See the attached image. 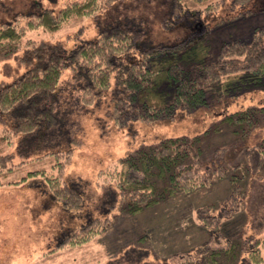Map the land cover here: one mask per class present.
<instances>
[{
    "label": "trees",
    "instance_id": "trees-1",
    "mask_svg": "<svg viewBox=\"0 0 264 264\" xmlns=\"http://www.w3.org/2000/svg\"><path fill=\"white\" fill-rule=\"evenodd\" d=\"M32 1L34 10L17 13L9 22H0V54L16 53L23 47L22 53L14 56L17 63L14 70L5 64L9 80L0 81V125L3 127L0 141L11 142L16 138L15 149L20 158L41 153L54 157L55 175L43 174L44 182L50 191L48 196L69 214H77L84 201L80 185L74 181L62 182L60 177L72 153L71 148H61L68 136L63 128L69 122L70 113L79 114L94 107L102 93L110 90L112 105L106 115L114 127L120 128L135 120L154 122L173 118L178 111L189 113L225 97H237L243 90H264L262 29L256 28L248 41L222 44L216 59L208 60L209 46L198 31L190 38L194 34L198 36L177 45L144 46L127 18L107 12L101 15L105 22L97 26L95 38L80 39L66 48L62 42H36L25 36L38 29L56 33L73 18H94L101 2L75 0L55 13L40 1ZM174 1L176 8L181 6L180 0ZM263 111L264 107L258 106L236 109L222 116L213 129L219 130V123L226 122L234 133L247 136L256 130ZM8 137L12 139L7 140ZM202 137L203 134L163 137L154 143L140 144L119 158L115 168L103 174L102 179V185L109 186L105 192H110V199L113 198L110 204L117 207L116 214L99 218L88 213L84 220H79L78 226L71 228L73 231H67L76 233H71L64 242L85 243L106 229L117 215L138 214L175 194L193 192L215 179L226 178L231 183V194L222 204L229 207L211 215L208 212L212 204L197 210L198 221L209 232V239L217 234L224 240L222 246L207 247L203 264H223L219 260L223 255L235 260L238 251L242 253L239 264H264V255L260 253L264 239L259 237L264 230V195L256 200L255 190L249 194L242 191L241 185L245 179L253 184L255 177L248 174L254 170L259 171L258 178L264 184V137L247 149V165L234 164L230 168L224 158L228 146L215 148L211 163L201 162ZM243 199L250 217L246 228L252 235L219 230L221 215H234ZM107 203L96 202L98 208L106 207ZM235 218L228 219L222 228L234 225ZM208 243L210 240L202 248ZM190 253V250L181 253L188 255L189 262L182 260L180 264H191Z\"/></svg>",
    "mask_w": 264,
    "mask_h": 264
},
{
    "label": "rangeland",
    "instance_id": "rangeland-1",
    "mask_svg": "<svg viewBox=\"0 0 264 264\" xmlns=\"http://www.w3.org/2000/svg\"><path fill=\"white\" fill-rule=\"evenodd\" d=\"M37 1L57 13L75 0ZM99 1L101 8L96 17L73 18L56 33L42 29L27 32L25 39L58 41L70 48L80 39L95 38L97 26L105 22L101 15L109 12L119 18H127L144 46L177 45L198 31L209 46L207 59L214 60L222 44L234 40L248 41L256 28L264 31V0H180L181 6L177 8L174 0H171L174 7L168 0ZM35 8L32 0H0V22H9L13 15ZM223 20L226 22L217 25ZM20 50L5 56L0 54V81L9 80L5 64L14 70L17 65L14 56L21 54L23 50ZM108 92L110 90L102 93L101 100L94 107L79 114L70 113L69 122L63 128L68 136L61 148H71L72 153L60 177L62 182L71 184L74 181L83 189V207L77 214H69L57 200L48 196L44 175H55L54 157L41 153L20 158L16 154V138L11 140L12 143L0 141V264H180L182 260L189 262L188 255H181L188 250L191 252V264H203L207 247L224 245V240L217 234L209 239V232L198 221L197 210L212 204L208 212L211 215L227 208L228 205L222 204L231 194V183L226 178L215 179L193 192L175 194L138 214L117 215L106 229L85 243L64 242L71 233H76L71 228L78 226L79 220L87 217L88 213L99 218L116 214L117 207L110 204L113 198L110 199V192H105L109 186L102 185L103 174L113 170L119 158L140 144L154 143L163 137L203 134L201 162L211 163L215 159V148L228 146L224 158L230 168L234 164L247 165V149L264 137V111L256 130L247 136L234 133L226 122L219 123V130L213 129L222 116L236 109L264 107V90H243L237 97H225L189 113L178 111L173 118L154 122L135 120L120 128L114 127L106 115L112 105ZM2 131L0 125V137ZM258 172L254 170L248 174L255 177L252 185L246 179L241 183L242 191L250 194L249 191L255 190L256 200L264 195V184L260 182L263 179H259ZM103 201L108 202L107 206L98 208L96 202ZM234 216V225L222 228V224ZM249 220L246 199H243L234 215H221L218 229L230 234L243 231L250 236L253 232L246 228ZM68 230L72 231L68 233ZM259 237L264 239V230ZM209 240L206 248H202ZM237 253L235 260L224 255L223 260H219L223 264H239L242 253ZM260 253L264 255V243Z\"/></svg>",
    "mask_w": 264,
    "mask_h": 264
}]
</instances>
